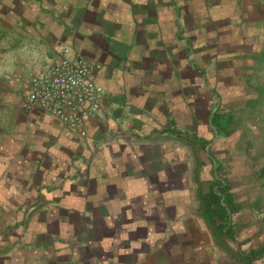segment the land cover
Returning a JSON list of instances; mask_svg holds the SVG:
<instances>
[{
    "label": "crops",
    "instance_id": "obj_1",
    "mask_svg": "<svg viewBox=\"0 0 264 264\" xmlns=\"http://www.w3.org/2000/svg\"><path fill=\"white\" fill-rule=\"evenodd\" d=\"M263 24L264 0H0V90L17 95L3 96L0 264H238L189 167L216 106L246 91ZM64 47L102 65V108L81 127L22 105Z\"/></svg>",
    "mask_w": 264,
    "mask_h": 264
},
{
    "label": "rangeland",
    "instance_id": "obj_2",
    "mask_svg": "<svg viewBox=\"0 0 264 264\" xmlns=\"http://www.w3.org/2000/svg\"><path fill=\"white\" fill-rule=\"evenodd\" d=\"M262 27L264 31V24ZM262 38L261 50L257 54L264 51V34ZM256 58L253 59L256 60L255 64L258 63V67L249 71L244 94L227 98L225 102H221L222 104L219 102L215 108L214 113H217L215 121L222 110L227 112L228 117L232 116L229 133L220 131L214 122L213 139L203 142L208 150L201 149L194 153L197 166L193 163L189 167L191 177L197 182L195 192L198 196L200 186L206 190L208 188L214 160L224 163L222 176L228 179L237 201L243 207L234 217V221L239 224L237 229L242 231L241 239L248 237L251 240L245 248L256 243L264 244V95L262 100L257 99L259 87L264 86V66ZM3 93L0 90V133L5 131V114L11 108L3 96H17ZM209 142L215 145L208 148ZM256 264H263V261H256Z\"/></svg>",
    "mask_w": 264,
    "mask_h": 264
},
{
    "label": "built area",
    "instance_id": "obj_3",
    "mask_svg": "<svg viewBox=\"0 0 264 264\" xmlns=\"http://www.w3.org/2000/svg\"><path fill=\"white\" fill-rule=\"evenodd\" d=\"M101 68V63L64 47L31 76L23 108L50 113L68 126H83L102 108L103 88L97 82Z\"/></svg>",
    "mask_w": 264,
    "mask_h": 264
},
{
    "label": "trees",
    "instance_id": "obj_4",
    "mask_svg": "<svg viewBox=\"0 0 264 264\" xmlns=\"http://www.w3.org/2000/svg\"><path fill=\"white\" fill-rule=\"evenodd\" d=\"M256 57L264 66V51ZM259 90L258 101L262 100L264 86L259 87ZM216 115L217 113H214L213 122L218 125L220 131L228 134L232 116L228 117L227 112L222 110L218 113V118L215 121ZM214 162L211 169L212 178L209 179L207 190L201 186L198 190L201 215L208 224L217 244L233 259L243 264H256V261H263L264 264V244L256 243V245L252 244L245 248L251 240L248 237L241 239L242 231L237 229L239 224L234 221V217L243 208L242 204L237 201L228 179L222 176L221 171L224 169V163L217 159Z\"/></svg>",
    "mask_w": 264,
    "mask_h": 264
}]
</instances>
